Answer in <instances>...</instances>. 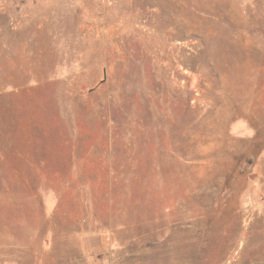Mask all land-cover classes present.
I'll return each mask as SVG.
<instances>
[{
  "label": "rangeland",
  "instance_id": "rangeland-1",
  "mask_svg": "<svg viewBox=\"0 0 264 264\" xmlns=\"http://www.w3.org/2000/svg\"><path fill=\"white\" fill-rule=\"evenodd\" d=\"M0 264H264V0H0Z\"/></svg>",
  "mask_w": 264,
  "mask_h": 264
}]
</instances>
